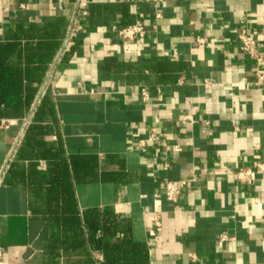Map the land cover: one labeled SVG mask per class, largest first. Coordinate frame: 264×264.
I'll return each instance as SVG.
<instances>
[{
    "label": "crops",
    "instance_id": "crops-1",
    "mask_svg": "<svg viewBox=\"0 0 264 264\" xmlns=\"http://www.w3.org/2000/svg\"><path fill=\"white\" fill-rule=\"evenodd\" d=\"M135 20L146 33L119 39ZM18 22L58 45L0 118V264H264V172L224 171L264 161V88L236 37L256 29L264 64V0H0V38Z\"/></svg>",
    "mask_w": 264,
    "mask_h": 264
},
{
    "label": "trees",
    "instance_id": "trees-1",
    "mask_svg": "<svg viewBox=\"0 0 264 264\" xmlns=\"http://www.w3.org/2000/svg\"><path fill=\"white\" fill-rule=\"evenodd\" d=\"M40 29L34 23H12L0 38V118L20 116L31 104L54 56L58 42Z\"/></svg>",
    "mask_w": 264,
    "mask_h": 264
},
{
    "label": "built area",
    "instance_id": "built-area-1",
    "mask_svg": "<svg viewBox=\"0 0 264 264\" xmlns=\"http://www.w3.org/2000/svg\"><path fill=\"white\" fill-rule=\"evenodd\" d=\"M23 6V5H22ZM160 12L155 13V17L159 18ZM146 33V29L140 20L121 26L117 28L116 35L119 39H133L136 36H143ZM236 37L239 41V48L242 52L246 53L250 58L255 61V78L252 81L254 85L260 88H264V64L263 54L260 52L261 43L258 39V33L256 29H248L246 27H240L236 31ZM198 40H202L198 38ZM143 97H147V91L145 88L141 89ZM9 122L8 119H0V127L5 126ZM154 136L152 135L151 138ZM224 171L234 176V178L241 183H251L257 176L258 172H264V161L258 160L253 167H242L238 169H227ZM188 184V180L184 178L178 179H164L161 183V187L164 191L165 197L170 201H177L179 194ZM155 223L158 225L157 216L154 217ZM228 237L224 233H221L218 239V244L226 240ZM191 260H196V255L190 254Z\"/></svg>",
    "mask_w": 264,
    "mask_h": 264
}]
</instances>
